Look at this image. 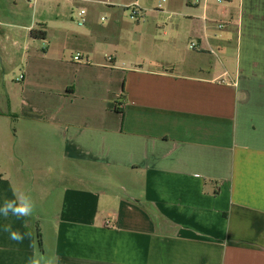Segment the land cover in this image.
Listing matches in <instances>:
<instances>
[{
  "label": "crops",
  "instance_id": "crops-1",
  "mask_svg": "<svg viewBox=\"0 0 264 264\" xmlns=\"http://www.w3.org/2000/svg\"><path fill=\"white\" fill-rule=\"evenodd\" d=\"M210 2L161 40L118 7L81 28L58 12L46 39L0 9L22 67L9 87L0 68V205L76 182L10 217L22 243L0 217V264H264V0Z\"/></svg>",
  "mask_w": 264,
  "mask_h": 264
},
{
  "label": "rangeland",
  "instance_id": "rangeland-1",
  "mask_svg": "<svg viewBox=\"0 0 264 264\" xmlns=\"http://www.w3.org/2000/svg\"><path fill=\"white\" fill-rule=\"evenodd\" d=\"M136 1L137 0H0V9L2 10V19L4 21L6 19H13L19 25L37 28L36 30H39V23L41 21H55V15L58 12L63 14V18L67 17L70 22L75 21L78 28H81L77 21L80 19L79 14L82 10L86 11V23L84 24V27L88 26L89 20L100 25L106 24L111 19V16L108 13L109 9H111V7H118L119 12L127 17V21L136 27L138 25L137 19L132 18V11L129 7L126 8L123 6L130 3L132 6ZM200 1L203 0H149L145 8L143 6L145 9L144 17L139 20L140 24L147 23L150 25V28L147 31L149 35H151L149 36L150 40H152V35H159L160 40L165 39V36L163 35L164 31L169 32L176 29L183 32L177 22V18L188 10L190 6L189 3H191L193 7V5L195 6L199 4ZM216 1L217 0H211L210 4H218ZM106 3H113L115 6L107 5ZM160 4L163 5L164 12L156 9ZM171 11H174V13L177 12L179 16H173ZM156 26L159 29H157ZM30 33V31L27 32L22 30H16L13 32L14 35L23 38L25 36H30ZM192 42H189V44L182 42L183 48L191 50L190 45ZM1 43L5 45L6 49L11 45V43L6 42L4 38L0 39V44ZM150 50V48L138 49V51L145 56L150 55ZM128 56L130 60H133L136 56V49H134V51L131 50ZM19 58L20 56H18L17 51H8L6 56L5 54L2 55L0 53L1 76L2 79L5 78L8 87L12 85V83L15 84L16 79L21 74L22 67ZM1 93H5V87L2 83L0 86V94ZM2 98L4 100V96H2ZM61 177L62 176L57 173L54 174V176L50 178L49 183L45 186L40 184V182H29L26 187L28 190H31L35 208L36 203H41L43 194L53 196L55 192H58L61 189V186H65V188L75 187L76 182L72 180L66 168L64 180L60 179ZM27 179L29 180V178ZM56 179L57 182L61 181L63 184L57 185Z\"/></svg>",
  "mask_w": 264,
  "mask_h": 264
},
{
  "label": "clouds",
  "instance_id": "clouds-1",
  "mask_svg": "<svg viewBox=\"0 0 264 264\" xmlns=\"http://www.w3.org/2000/svg\"><path fill=\"white\" fill-rule=\"evenodd\" d=\"M3 204L0 205V217H3L5 221H8L2 225L3 232L8 234L9 240L15 241L16 243H22L26 236L30 235L29 233H21L18 229H13V224L10 221V217H14L17 220H20L24 217L31 216L35 203L29 194L19 193L13 190V198L9 199L6 196L3 199ZM26 227V225H22ZM58 260V257H51L50 259H45L44 257H32L30 264H41V261H44V264H55Z\"/></svg>",
  "mask_w": 264,
  "mask_h": 264
},
{
  "label": "built area",
  "instance_id": "built-area-1",
  "mask_svg": "<svg viewBox=\"0 0 264 264\" xmlns=\"http://www.w3.org/2000/svg\"><path fill=\"white\" fill-rule=\"evenodd\" d=\"M219 2H221V0H218ZM129 9L132 11V18H135L137 20H140L141 18L144 17V8L140 5L139 0L136 1L135 4H133L132 6L129 7ZM157 10L164 12L163 10V5L160 4L158 5V7L156 8ZM80 19L77 21L79 26H84V24L86 23V11L82 10L79 14ZM220 28H222V26H220ZM191 49H197L198 48V43L197 42H192L190 45ZM76 60H79V57H76Z\"/></svg>",
  "mask_w": 264,
  "mask_h": 264
},
{
  "label": "trees",
  "instance_id": "trees-1",
  "mask_svg": "<svg viewBox=\"0 0 264 264\" xmlns=\"http://www.w3.org/2000/svg\"><path fill=\"white\" fill-rule=\"evenodd\" d=\"M31 37L34 39H46L47 32L44 30H32ZM37 237H38V242L41 245V235L38 233Z\"/></svg>",
  "mask_w": 264,
  "mask_h": 264
}]
</instances>
